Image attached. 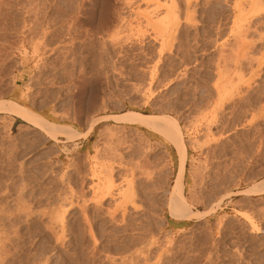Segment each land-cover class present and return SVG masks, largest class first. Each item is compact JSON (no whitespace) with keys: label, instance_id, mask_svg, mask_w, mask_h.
<instances>
[{"label":"rangeland","instance_id":"1","mask_svg":"<svg viewBox=\"0 0 264 264\" xmlns=\"http://www.w3.org/2000/svg\"><path fill=\"white\" fill-rule=\"evenodd\" d=\"M234 2L189 0L190 20L167 38L154 1L0 0V100L91 126L52 139L0 113V264H264V192H243L264 179V0H238L239 17ZM127 110L179 124L182 191L199 219L170 216V142L127 125L108 153L100 130ZM93 173L114 197L100 201ZM131 190L138 208L122 214L113 204Z\"/></svg>","mask_w":264,"mask_h":264},{"label":"bare ground","instance_id":"2","mask_svg":"<svg viewBox=\"0 0 264 264\" xmlns=\"http://www.w3.org/2000/svg\"><path fill=\"white\" fill-rule=\"evenodd\" d=\"M149 1H154V8L152 9V11H157V8H162L161 6H163L164 11L162 12V14H159V17H157L156 23H154L156 26H158V29L162 35H167L169 32H171L174 28H177L178 25H180V20L181 19H185L187 20L188 14L187 13L186 16L183 17L184 14V9H187L189 7V0H183L184 3H174L171 1L169 4H164L161 5L159 4V2L161 0H140V2L142 3H148ZM166 0H163V2H165ZM181 1V0H180ZM242 1V0H241ZM182 2V1H181ZM254 2H259V1H254ZM253 2V3H254ZM261 2V1H260ZM168 3V2H167ZM241 3V2H240ZM240 3L238 2V0H235L234 2V7L235 9H237V13L236 15H238V17L242 14L243 7H240ZM252 3V4H253ZM256 4V3H255ZM39 5V4H38ZM79 5V4H78ZM184 5V6H182ZM259 5V4H257ZM249 6V5H248ZM196 7V6H195ZM184 8V9H183ZM258 8V7H257ZM157 9V10H156ZM246 9V8H245ZM140 10V9H139ZM145 10V9H143ZM142 10V11H143ZM150 10V9H149ZM78 11V10H77ZM141 11V10H140ZM147 11V10H145ZM260 11V10H259ZM187 12V11H186ZM250 12V11H249ZM146 13V12H144ZM151 13V12H150ZM156 13V12H155ZM257 13V12H256ZM148 14V13H146ZM153 14V13H152ZM151 14V15H152ZM66 15V14H65ZM135 15V13H134ZM190 15V14H189ZM148 16V15H147ZM146 16V17H147ZM192 16V15H191ZM188 17V18H187ZM149 18V17H148ZM235 18V17H234ZM44 19V18H43ZM144 19V18H143ZM233 19V18H232ZM92 19H87L85 22L86 23H90L93 21H91ZM190 20V19H188ZM183 21V20H182ZM236 21V20H235ZM69 22V21H68ZM235 23V22H234ZM240 23V22H239ZM238 23V24H239ZM242 24V23H241ZM71 25V24H70ZM242 26V25H241ZM69 27V26H68ZM130 27V26H128ZM237 27V26H236ZM125 29V28H124ZM237 29V28H236ZM240 29V28H239ZM153 30V29H152ZM114 36L110 37V40L112 38V40H118L119 41V36L120 35V26L118 25H114ZM124 31V30H123ZM234 31V30H233ZM239 30H237L238 32ZM243 33V31H240ZM235 33V32H234ZM96 34V33H95ZM125 35V34H124ZM165 35V36H166ZM174 35V34H173ZM129 36V35H128ZM158 36V35H157ZM169 36V35H167ZM166 36V37H167ZM161 37V36H160ZM109 38V37H107ZM156 38V37H155ZM168 38V37H167ZM245 38V37H244ZM264 39V38H263ZM236 41V40H235ZM263 41V40H262ZM113 42V41H112ZM161 42V40H160ZM227 43V42H226ZM116 44V43H115ZM119 44V43H118ZM237 44V43H236ZM235 44V45H236ZM239 44V43H238ZM237 44V45H238ZM242 44V43H241ZM35 47V46H34ZM264 49V48H263ZM244 50V49H243ZM236 51V50H234ZM234 53V52H233ZM243 54V53H242ZM246 54V53H245ZM236 55V54H235ZM240 56V55H239ZM264 57V56H263ZM262 57V58H263ZM234 58V57H233ZM236 58V57H235ZM240 59V58H239ZM245 59V58H244ZM250 60V59H248ZM252 60V59H251ZM250 60V61H251ZM238 62V61H237ZM249 62V61H248ZM241 66V64H240ZM238 70V69H237ZM239 71V70H238ZM240 72V71H239ZM251 73V72H250ZM233 85V84H232ZM229 90V89H228ZM226 93V92H225ZM231 93V92H230ZM224 94V93H223ZM102 96V95H101ZM252 112V111H251ZM0 113H6L11 115L12 117H16L18 119H20L21 121L30 124L31 126L41 130L43 133H45L48 137L56 138L57 136H63L65 138V140H75L78 139L80 137H85L87 136L90 131H91V126L89 127V129H87V131L85 133H81L79 131H77L76 129L68 126V125H63V124H59V123H54L51 122L50 120L46 119L45 117H43L42 115H39L37 113H35L34 111H31L30 109H28L27 107H25L24 105L19 104L18 102H14L11 100H0ZM253 113V112H252ZM253 115V114H252ZM6 116V115H5ZM107 116H104V118H106ZM112 117V116H111ZM10 119V118H9ZM98 119V118H97ZM96 119V120H97ZM99 119H102L99 118ZM95 120V121H96ZM115 120L118 121L119 123H121L122 125H118V126H114V127H104L103 129L100 130V138L104 139V144H106V148L108 149V153H111V150L113 149H109L110 148V144L112 142L118 143L121 142L122 140H124L126 138V131L124 130L125 126L129 125V127H135L136 129L134 130L133 134H131L130 136H136L141 138L142 137V133L139 132L140 130H138L140 127L141 128H145L147 130V135H148V139L152 138V137H156V135H158L161 138V141H156L153 143V145L155 147H161V145L163 144V140H166L168 142H170L175 151H176V162H177V173H176V177H175V184L172 187V193L170 194L169 197V201H168V205H169V213L170 216L174 219V220H190L192 218H198L199 216H201V213L199 212H192L190 211L188 204H187V200L183 194L182 191V179L184 176V171H185V163H186V159H187V150H186V145L184 143L181 131H180V126L179 124L176 122V120L166 114H143L137 111H133V110H127L125 112H123L122 114L118 115L115 117ZM8 121V120H7ZM146 138V137H145ZM144 138V139H145ZM102 139V140H103ZM143 139V140H144ZM147 139V138H146ZM111 141V142H110ZM150 141V140H148ZM130 144L129 146L132 147L131 144H133V140L130 139ZM138 142H142V140L140 141V139H138ZM122 143V142H121ZM137 143V144H140ZM147 143V142H146ZM136 144V145H137ZM142 145V143L140 144ZM139 145V146H140ZM148 146H150L149 144L146 145L145 144V149H148ZM129 149V148H128ZM116 151V150H115ZM118 151V150H117ZM167 153V152H165ZM119 154V153H118ZM122 155V154H121ZM121 157V156H119ZM122 158V157H121ZM118 160V159H117ZM116 161V160H115ZM112 163V162H111ZM168 164V163H167ZM167 164L162 160V162L158 163V167L161 170L166 169ZM139 166V165H137ZM157 167V168H158ZM105 172L107 175H109L112 172V167L108 166L106 168L103 167V169L100 171L101 172ZM95 172V171H94ZM200 172H202L200 170ZM162 173V171H161ZM165 173V172H164ZM99 174V173H98ZM100 175V174H99ZM111 175V174H110ZM105 176V175H103ZM102 176V177H103ZM162 176V175H160ZM102 177H98V175L96 173H93L91 175V178H100L98 179V183L95 182V184L91 185V190L93 189H100L101 190V196H100V201L103 199H110L112 197H114L113 191H112V185L111 182H109L108 177L105 180H102ZM111 177V176H110ZM202 178V177H201ZM195 179V178H194ZM200 179V176H199ZM201 180V179H200ZM88 187V188H89ZM93 188V189H92ZM94 192V191H93ZM119 192V191H117ZM244 193H258V192H264V179L261 180L259 183H257V185H254V187H251L247 190L243 191ZM118 196H120L121 200L120 203H116L113 204V206L115 208H121V212L123 214V212L125 211V209L127 208V204H131V208H133L135 211L138 208L137 203L135 204L134 202L136 200H134V196L135 195V191L131 190L129 192H120V194H117ZM99 197V196H98ZM99 199V198H98ZM93 202V201H92ZM94 203V202H93ZM99 203V202H98ZM96 203V204H98ZM101 204V203H100ZM129 204V205H130ZM109 210V209H108ZM107 210V213H108ZM118 210V209H117ZM116 211V210H115ZM114 211V212H115ZM119 211V210H118ZM113 212V213H114ZM242 213V212H240ZM110 214V212H109ZM108 214V215H109ZM112 214V213H111ZM109 215L111 217H113L112 215ZM244 214V218H245V214L246 213H242ZM241 214V215H242ZM242 216V217H243ZM247 216V215H246ZM247 218V217H246ZM199 219V218H198ZM179 229V228H178ZM114 263V262H113ZM156 264V263H155Z\"/></svg>","mask_w":264,"mask_h":264}]
</instances>
